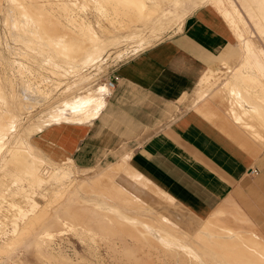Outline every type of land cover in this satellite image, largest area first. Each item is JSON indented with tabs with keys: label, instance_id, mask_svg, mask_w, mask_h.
Segmentation results:
<instances>
[{
	"label": "bare ground",
	"instance_id": "bare-ground-1",
	"mask_svg": "<svg viewBox=\"0 0 264 264\" xmlns=\"http://www.w3.org/2000/svg\"><path fill=\"white\" fill-rule=\"evenodd\" d=\"M214 1L216 5H219L220 0ZM9 2L5 6L3 18L6 27V34H4L6 47H4L14 56L18 55L17 57H23L25 60L14 58L6 61L5 65L8 67L5 68L6 70L3 69L4 73L0 75V80L5 78L11 84L15 78L13 71L19 72L24 82L20 86L21 89L19 88L20 95L25 100L22 106L26 110L32 109L36 104L44 103L51 92L50 81L46 78L47 76H44L46 73L42 75L41 71L37 72L29 64L31 61H37L36 58L39 57L40 65L44 66L42 68H46L51 74L59 77L57 79L60 80L54 79L56 82L53 86L57 88L64 82L66 76L80 75L86 67L100 60L109 48L106 46L115 47L127 39L140 35V31H143L142 26L151 23L154 16L160 15L163 4L161 0H89L99 12L101 19L120 30H127L123 36H111L109 40H106V37L100 36V33L98 34L91 27L93 24L90 26L88 18L81 19L78 11L67 5L65 1L60 4L54 2L58 14L64 18L63 21L55 20L58 18L56 14L42 11V6L38 9L26 0H9ZM175 2L177 3V0ZM252 5L254 7L252 13L264 19V0H259ZM79 6L84 9L86 4ZM221 12L228 21L231 17L229 22L232 24L235 13L229 10H221ZM155 20L157 21L154 18L153 21ZM97 21L99 23V20ZM101 28L105 34L111 32L103 26ZM160 29L163 30V28H153L152 35H159ZM237 38L243 51L238 66L255 65L259 71H264L263 56L257 53L258 48L256 49L253 41L243 37L242 32L237 33ZM260 50L264 53L261 48ZM87 81V78H82L75 81L73 85H66L63 90L66 93L73 90V93L66 98L65 107L61 108L59 105V109L56 106L59 110L57 109L58 111L53 112V116L46 119L47 123L50 124L52 121L54 123H88L95 117L103 101L93 96L97 94L93 92L96 90L93 86L84 85ZM107 85L111 87L109 81ZM4 90L0 84V212L2 215L0 217V264L10 255L14 247L24 245L26 248H44L48 242L57 243L55 237L65 234L64 230L78 232L83 242L85 239L97 242L99 235L95 230L109 236L113 235V237L118 235L119 238L122 235L125 238L127 235L133 238V243H130L132 250L143 245L148 252L159 253L174 249L180 255L185 249L188 253L186 258L189 264L197 262L202 264L209 257H214L217 264L246 263L242 261L243 259L241 260L242 250L239 237L234 238L230 230L225 227H220L221 232L217 233L215 221L208 220L198 223L195 218L191 220L194 215L190 220L185 217L188 220L184 221L177 218L178 214L176 215L174 211L172 214L169 211L165 213L162 211L163 215L157 212L151 218L133 212L132 210L140 209L154 211L146 203L144 196L145 185L150 184L152 187L153 184L131 168L128 155L102 171L80 176L73 171L71 159L63 162L56 161L36 146L29 138L30 129L26 130L22 136L17 135L20 127L16 125V118L7 107L8 99ZM42 115L44 114H41L40 118ZM155 188L159 194H164L166 198L173 201L162 190ZM153 198L156 201V198ZM166 201L169 200L166 199ZM2 203H5L6 207H3ZM217 224L220 225V223ZM56 255L63 257L60 251H57ZM162 257L164 258L163 254Z\"/></svg>",
	"mask_w": 264,
	"mask_h": 264
},
{
	"label": "crops",
	"instance_id": "crops-1",
	"mask_svg": "<svg viewBox=\"0 0 264 264\" xmlns=\"http://www.w3.org/2000/svg\"><path fill=\"white\" fill-rule=\"evenodd\" d=\"M205 1L216 5L191 0L176 30L108 72L113 85L90 122L51 125L46 140L81 167L129 149L131 168L170 198L241 221L245 237L222 218L210 220L217 233L225 227L239 237L243 262L264 264V71L243 64L222 81L221 93L213 89L232 36L219 7ZM247 1L258 16L252 4L259 0ZM179 2L181 10L186 1Z\"/></svg>",
	"mask_w": 264,
	"mask_h": 264
},
{
	"label": "rangeland",
	"instance_id": "rangeland-1",
	"mask_svg": "<svg viewBox=\"0 0 264 264\" xmlns=\"http://www.w3.org/2000/svg\"><path fill=\"white\" fill-rule=\"evenodd\" d=\"M26 1H28L29 3H32L38 9H40V7L42 6L43 7V8L41 7L42 11H49L52 14H56L59 19L57 18L55 20H59V21L60 20L63 21L64 18L58 14V10L56 9L54 2H55V4H60V3L65 1V3H67V5L74 7V9L76 11H78V14L80 15L81 19L86 20L88 18L89 19L88 21H90L89 22L90 26L93 24L91 27L98 34L100 33L99 34L100 36L103 35V37H106V40H109L111 36L120 37V36L125 35V33H127V30H124V29L120 30V29L114 27L109 22H106L103 19H101L99 12L94 8V6L89 2V0H26ZM162 1H163L162 8H161L162 11L160 12V15L158 14V15L154 16L153 19H151V23H149L145 26H142L143 31L141 30L139 33L141 36L138 35L134 38L127 39V41H123L121 43L122 45L119 44L118 46H115V47L106 46L109 48H107V51L105 52L104 56L100 60H98L94 65L86 67L84 69L83 73H82V71L80 72V75L79 74L75 75V76L71 75L69 77L66 76V79L64 78V82H63L64 84L63 83L60 84L59 86H57V88L54 87L53 85L57 80H60V79H57L59 77L57 75H54L53 73H52L53 74L52 75L51 72H49V70H47L46 68H42L44 66L42 64L40 65V63H39L40 58L39 57L36 58L37 61H31L29 64L34 69H36L37 72L41 71L42 75H44L46 73L44 76L45 77L47 76L46 78H48L50 81L49 83L51 84V86H50L51 92L49 94L50 97L48 96V98L45 99L44 103L36 104L38 106L35 105L30 110H26L25 108H23L24 106H22V103L25 100L20 95L21 94L20 93V89H21L20 86L24 82H23L20 74H18L19 72L13 71L15 73L14 74L15 78L11 84H9L8 81L5 80V78H2L0 80V84H2L3 90L6 89V90H4V92L6 93L7 99H8L7 100V107L9 108L11 114H13L15 116L16 125L18 126V128L20 127L17 135L22 136L23 133L26 132V130L30 129V135H29L30 140L33 143H35V145L38 146L49 157H51L54 160L59 161V162H63L65 160L71 159L70 157L66 158L68 155L65 152L56 148L55 146H53L52 144H50L46 140L47 128H50L51 125L56 124L53 121L49 124L46 122V119H49V117L53 116L52 115V114H54L53 112L58 111L60 109V106H61V108L66 106V105L64 106L65 101H67L66 98L69 97L73 93V90L70 92L67 91V93H66V91H64L66 85L67 84L73 85V83L75 81H78L79 79H82V78H87L88 81L84 85L86 87L93 86L96 89L93 92H95V94L97 93L96 95H93V96L97 99H101L104 103V97L108 94V92L111 88L107 85V82L109 80L106 78V75L108 74V72L111 69H113L117 64H119L121 61H123V60L129 58L130 56L146 49L147 47L156 43L158 40L167 37L169 34H171L174 30H176L178 28V26H179L178 22L180 23L183 20V18L185 17V15L192 9L191 0H185L186 5L181 10H180V6H182V5H180V3H179L180 0H177V3H179V4H177L175 2V0L174 1L173 0L172 1L162 0ZM200 1L201 0H199V3H200ZM82 2L84 4H86L84 9L80 8V6H79V5L83 4ZM214 2H216V1H214ZM9 3H10L9 0H0V54H1L0 57L3 54H5L0 58V60H1L0 62H2L0 64V66H1L0 67V75H2L4 73V70H6L8 67L5 65L6 61H11V59H14V58H16V59L19 58L18 60H22V61L25 60L23 57H20V56L17 57L18 55L14 56L13 54H11L8 51L7 48L5 49L6 46H5V35L4 34H6V27L4 25V22H3L4 19L3 18H4L5 6H7ZM203 3H209V4L213 5L212 2H206L205 1ZM177 5L179 6V8ZM217 6H219L220 11L221 10H229V11H233V13H235L234 14L235 16L232 18V20H233L232 24L229 23V25L227 26L228 29H229V27H231V29H229V31L231 32V36H232V38H229V41H230L229 45H231V49H232L231 55L229 56V58H226V56H225L223 58V60H221V62H219V66L221 65V69L217 71L218 74H216L214 79H213L214 80L213 82L218 81L214 85H212L213 89L216 88L217 90H220V92H218V93H221V90H222L221 88H222V83H223L222 81L226 80L227 78H230L231 76L235 77L243 71V65H241L240 67L234 66V68H233V65L238 64L239 59L243 55V51L241 49L239 39L237 38L238 32H242L243 37L249 38L250 40L253 41V43L256 46V49L258 48L257 53H260L263 56V57L262 56L261 57L264 61V53H262V51L260 50V48H261L264 52V32H263V30H264V19H261L258 16H252V14L249 13L250 4L247 0H220L219 5L217 4ZM180 13H181V15H180ZM154 18L157 19V21L155 20L156 22L153 21ZM228 19L230 21L231 17H229ZM52 20L54 21V19H52ZM97 20H99V23ZM165 20H167V21H165ZM226 20H227V18H226ZM245 20H248L249 22L245 23L244 22ZM252 21L257 22V23L252 24ZM161 23H163V24H161ZM164 23H165V26H164ZM170 23H172V24H170ZM101 26L111 30V32L109 33L110 35L105 34L102 31ZM156 27L157 28H163V30L160 29L161 33L159 35H152L153 34V32H152L153 28H156ZM118 32H119V34H118ZM141 32H143L142 33L143 35L141 34ZM1 40L3 41V43ZM147 41H148V43H147ZM142 42H143V44H142ZM229 45H228V47H229ZM3 57H5V59H9V60H5ZM3 59H4V61H2ZM97 64H98V66H97ZM231 64H232V70L230 71L229 68H231V67H229V66H231ZM48 76H50V77H48ZM74 77H76V78H74ZM70 80L72 82H70ZM202 84H200V86ZM15 85L17 87H15ZM63 92H65L66 94ZM211 94L217 95V92L216 93L213 92ZM99 97H101V98H99ZM62 98L63 99L65 98V99L63 100ZM187 107H189V104L188 103L184 104V108H187ZM174 108H175V110H174V112H171L169 114V118L173 117L174 113H178L181 109L179 105L174 106ZM41 114H44V115H42V117L40 118ZM43 116H44V118H43ZM59 123L66 124L64 122H59ZM34 127L36 128V132H35ZM40 127H43V128H40ZM144 133H146V131H144L143 134ZM144 137H145V135H142L138 139H142ZM46 150L50 151L54 157L51 156L50 154H48V152ZM125 152L126 153H123V154L121 153L120 155H115L114 158L112 156H109V157L103 159L101 162H99V163H97L91 167L77 166L73 162V160L71 159L73 162V171L75 173L77 172V174L80 176H87V175L93 174L95 172L102 171V170L108 168L110 165L115 164L116 161L119 162V161L123 160L129 154L128 153L129 149H127ZM153 185H152V187L150 184L145 185L146 193L144 196L146 198V203L149 206H151L154 211L140 209V210H132L133 212H138L142 215H145L146 217L151 218V217H154L155 216L154 214H156L157 212H158L157 214L163 215L162 214L163 212L165 213V212L169 211V213L172 214L173 213L172 211H174L176 215L178 214V216H176L175 214L174 215L177 218L183 219L184 221L188 220V219L190 220V218L194 215L191 218V220L195 218V220L198 223H200L201 221L204 222V221L213 220L216 218H218V219L222 218L223 219L224 216L227 215L226 217H228V215H229L223 211L221 212V211H215V210L205 211V212L193 211V210L187 208L186 206H184L183 204H181L180 202H178L177 200L173 199V201H172V200L166 198L164 194L163 195L159 194L158 190ZM251 187H253V188L256 187L258 189V184L257 185L253 184ZM148 188L152 191L148 190ZM147 191H149V192H147ZM146 194L149 196H147ZM153 197L156 198L157 202L155 201V199ZM150 198H152V199H150ZM166 199L169 201H166ZM151 201H152V203H151ZM2 205H3V207H6L5 203H2ZM160 207L162 209L163 208H165V209L162 210ZM175 208L177 209L176 211H175ZM149 211H150V213H148ZM187 211H188V213H187ZM189 211H191V212H189ZM141 212H145V213H141ZM189 214H191V215H189ZM179 215L182 217H180ZM241 215L242 214H240V217H241ZM1 216L2 215L0 212V217ZM229 216H231V215H229ZM185 217H187L188 219ZM226 217H225V219L227 221L225 219H223L224 222H226L232 229H234V230L238 231L240 234H242L243 237L247 236V233H243V223H241V221H240V223H237V224H231L230 220L232 218L229 217L227 219ZM196 225H198V224H196ZM64 231H65V234L55 237V239H57V243L53 244L54 241H52V242L47 241L48 243L44 246V248H38V247L26 248L24 245L14 247L12 249V251L10 252V255L8 257L4 258V260L2 261V264H46V262L48 264H65V263L66 264H73V263L74 264H115V262H116V264H121V263L122 264H142V263L143 264L144 263L145 264H175V262H176V264H189L187 261V258H186L188 253L185 251V249H183V251L180 253V255L177 254L174 251V249H168L166 252H159V253L158 252L153 253L152 251L148 252L147 248L144 247L143 245L140 247L137 246L136 248H133V250L135 249V251H133L131 249V246H130L131 245L130 243H133V238L130 236H127V235H125V238H124V235L120 236V238H119V237H117L118 235L117 236L114 235V237H113V235L109 236L108 234H104L103 232H101L99 230H95L97 232V234L99 235L98 241L97 242H91V241H88V239H85L83 242V240L81 239L82 236H80L78 234V232H75V231L67 232L66 230H64ZM77 235H79V236H77ZM77 237H79V239ZM80 239H81V241H80ZM66 242H67V244H66ZM81 243H83V244H81ZM53 245L55 246V248ZM99 246H100V248H99ZM125 246H127V247H125ZM125 248H127V249H125ZM144 248H146V249H144ZM47 249H49V250H47ZM76 249H77V251H76ZM141 249H142V251H141ZM124 250H125V252H123ZM57 251L62 252L63 257H58L56 255ZM47 252L48 253L51 252V253L47 254ZM139 252H140V254H139ZM145 252H147V253H145ZM79 253L81 254V257H79V255H80ZM141 253H142V255H141ZM143 254H145V256ZM153 254H154V256H152ZM162 254L164 255V258L162 257ZM138 257H140V258H138ZM144 258H146V259H144ZM154 259H155V261H154ZM167 260H169L170 263ZM156 261L157 262L159 261V262L157 263ZM78 262H80V263H78ZM154 262H156V263H154ZM194 264H201V263L197 262ZM202 264H204V263H202Z\"/></svg>",
	"mask_w": 264,
	"mask_h": 264
},
{
	"label": "built area",
	"instance_id": "built-area-1",
	"mask_svg": "<svg viewBox=\"0 0 264 264\" xmlns=\"http://www.w3.org/2000/svg\"><path fill=\"white\" fill-rule=\"evenodd\" d=\"M109 84H110V86H112L113 85V81L109 80Z\"/></svg>",
	"mask_w": 264,
	"mask_h": 264
}]
</instances>
